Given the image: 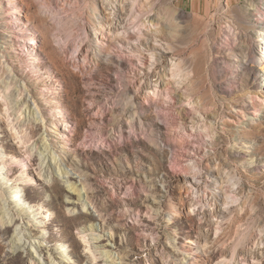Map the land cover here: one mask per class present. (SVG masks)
<instances>
[{
  "label": "rangeland",
  "instance_id": "1",
  "mask_svg": "<svg viewBox=\"0 0 264 264\" xmlns=\"http://www.w3.org/2000/svg\"><path fill=\"white\" fill-rule=\"evenodd\" d=\"M146 1L0 0V264H264V0Z\"/></svg>",
  "mask_w": 264,
  "mask_h": 264
},
{
  "label": "bare ground",
  "instance_id": "2",
  "mask_svg": "<svg viewBox=\"0 0 264 264\" xmlns=\"http://www.w3.org/2000/svg\"><path fill=\"white\" fill-rule=\"evenodd\" d=\"M147 2H149L148 0L146 1V3ZM139 3L141 4L142 2H139V0H133V3H132V5L131 6H133V8H131V10H132V12L134 11V14H136V15H134V14H132V16L134 15V19H137V23H135V25L132 27L133 28V31L132 32H139V31H141L144 27H143V24H144V22H145V20H144V18L143 17H141V15H139L138 14V12L137 11H135L134 9H135V7H137V5H139ZM60 5H62L63 7V9H65V12H66V0H60V3H59ZM143 4V3H142ZM148 4V3H147ZM147 4H145L146 6H147ZM151 4H153V3H151ZM149 5H150V3H149ZM151 6V5H150ZM143 7V6H142ZM150 8V7H149ZM263 8V7H262ZM152 9V8H151ZM146 10V9H145ZM150 10V9H149ZM149 12V11H148ZM150 13V12H149ZM146 14V13H145ZM144 14V15H145ZM148 17H150V16H148ZM150 20V19H149ZM151 20H152V18H151ZM144 21V22H143ZM140 22H142V23H140ZM150 23H151V21H150ZM145 26V25H144ZM143 27V28H142ZM73 34V33H72ZM89 34V33H88ZM87 30H86V27H84V25H83V22H81L79 25H78V27H77V30L75 31V33L73 34V38L71 39L72 41H71V43H72V45H70L69 47H68V51H69V53L70 52H72V55L71 56H73V58L74 59H76V60H78V58L80 57V54H81V52H82V46L84 45L83 43V45L81 44V42L80 41H83L84 43H85V40H86V37H87ZM135 39V38H134ZM88 42V41H87ZM141 50V49H140ZM66 52V51H65ZM141 53V54H140ZM140 53L138 54V55H135V56H137L136 58H139L142 62H144V63H146L144 60V58H147V56H144V51H140ZM144 57V58H143ZM173 71L174 72H172L173 73V75L174 76H177V75H180L181 73H180V70L178 69V68H176V69H173ZM172 75V74H171ZM182 77V76H181ZM156 95H158V93L156 94ZM177 95V94H176ZM176 95H173L172 96V98L175 100V102L177 101V98H176ZM160 96V95H159ZM155 97V96H154ZM174 102V103H175ZM160 107V106H159ZM171 107H173L174 108V105L172 104L171 105ZM32 114V113H31ZM30 114V115H31ZM38 118V117H37ZM36 120H38V119H36ZM46 140V139H45ZM50 140V139H49ZM45 145V150L41 153V155L43 156V161L44 162H48L49 161V164L51 163H56V164H59L60 163V159H59V157H58V155L57 154H55V152H53V151H51L50 150V148H49V145H47V144H44ZM49 153V154H48ZM51 153V154H50ZM2 163V162H1ZM1 163H0V172H1V174L0 175H2V174H4V173H2L3 172V170H4V166L3 165H1ZM198 166V165H197ZM197 168V167H196ZM200 168V167H199ZM45 171V172H44ZM66 174H69V171H67L66 170V172H65ZM42 175L47 179V181H50V176H49V173L47 172V169L45 168V170L43 169V172H42ZM7 180L5 179V178H0V182H1V185L3 186V188L4 187H6V188H8L10 191V193L12 194V198L11 197H9V202L5 199V201H4V203H3V206H2V208H1V210H0V218L2 219V222L4 223L5 221H6V223H9V225H15V226H19V224H18V221H19V219L15 216V215H13L10 211H11V206L13 205L14 207H16L18 204H23V206H25V209H26V211H28V212H32L33 210H31L30 211V207L29 206H27V205H24L27 201H25V198H24V196H22L21 194H20V188L19 187H11V186H7L8 185V182H6ZM70 181V180H69ZM67 181L68 183H69V187L71 188V191L72 192H74V193H76L77 192V194H79V197H82V193H81V188H78V185L75 183V182H73V181ZM1 186V187H2ZM0 187V197H3L4 195H3V188H1ZM5 197V196H4ZM11 198V199H10ZM199 201L201 202V203H203L202 202V199H199ZM204 204V203H203ZM182 205H186V201L185 200H182ZM27 206V207H26ZM13 209V208H12ZM33 214V213H32ZM32 214H30V216L32 215ZM207 214V217H209L210 216V212H207L206 213ZM33 215H35V214H33ZM32 215V216H33ZM4 225V224H3ZM18 229V228H17ZM94 229V228H93ZM18 232V231H17ZM19 235L18 236H15L14 237V240H13V242H12V248H14V249H18V248H21V247H24V248H27V247H30V246H33V247H39V248H41V246H42V242H38V241H33V240H31V239H28L29 237H26L25 235H23L22 234V232L20 231L19 233H18ZM91 235H92V237H90V239L93 241L92 242V244H93V247H97V249H98V243H101L102 242V238L100 237V236H96L95 234H93V233H91ZM25 236V237H24ZM261 239H263L264 240V236L261 238ZM96 240H98V241H96ZM241 242V241H240ZM37 245V246H36ZM106 247H108V246H106ZM59 249H61L62 250V252H61V254L62 255H65V252H67V249H68V245L66 244V243H61L60 244V247H59ZM237 250H238V248H237ZM234 254H233V257H235V251L233 252ZM100 256H103L104 258H105V260L108 262H111L112 264H118L117 263V260H116V257L115 256H112V254L111 253H109L108 251H102V253H101V255ZM232 257V258H233ZM228 258V257H227ZM234 259V258H233ZM228 261H230L229 259H228ZM232 261V260H231ZM229 262L228 264H233L234 263V261H232V262ZM64 262V261H63ZM46 264H60V263H56V261H53V260H51L49 263H46ZM65 264H70V263H68L67 262V259L65 260Z\"/></svg>",
  "mask_w": 264,
  "mask_h": 264
},
{
  "label": "crops",
  "instance_id": "3",
  "mask_svg": "<svg viewBox=\"0 0 264 264\" xmlns=\"http://www.w3.org/2000/svg\"><path fill=\"white\" fill-rule=\"evenodd\" d=\"M177 2L181 5H186L192 8L195 12H203L204 13L210 9V6L215 3L213 0H177Z\"/></svg>",
  "mask_w": 264,
  "mask_h": 264
}]
</instances>
